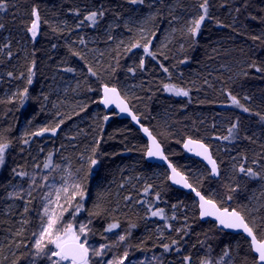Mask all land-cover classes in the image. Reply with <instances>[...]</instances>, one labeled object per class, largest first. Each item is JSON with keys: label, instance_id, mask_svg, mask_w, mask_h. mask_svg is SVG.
<instances>
[{"label": "trees", "instance_id": "16d2710c", "mask_svg": "<svg viewBox=\"0 0 264 264\" xmlns=\"http://www.w3.org/2000/svg\"><path fill=\"white\" fill-rule=\"evenodd\" d=\"M171 1L158 5L159 14L152 20L153 27H158L155 33L150 31L156 34L149 47L156 54L153 58L143 47L131 48L133 41L126 48L120 45L117 36L128 28L130 18L138 15L136 10L151 6L148 0L142 5L130 4L128 0H0L5 4L0 10L3 25L0 27V142L10 143L5 163L0 166L1 264H5L3 257H12L16 264L25 263L33 251V233L39 221L40 203L35 191L29 197L21 194L23 199L19 198L17 203L8 198L11 183L28 181L34 168H45L46 164L51 167L57 159L70 160L84 180L86 195L82 201L76 200V204H82L76 214L77 218L82 212L89 217L93 238L105 233L109 224L116 223L118 228H124L132 255L156 248L167 255L166 264H211L214 252L227 247L231 253L236 250L237 264H254L256 255L249 248L248 238L220 229L212 219H201L195 196L172 185L164 164L161 179H150L148 183L143 180L136 185L141 188L137 207L144 206L145 211L135 207L133 200L137 193L131 179L151 177L152 168L159 163L146 160L148 142L141 130L130 119L121 118L114 109L108 111L101 104L102 87L106 84L118 87L142 122L165 144L170 161L181 172H186L185 158L203 167L206 175L202 179L187 175L196 188L216 200L220 207L236 208L253 220L244 204L251 205L242 200L241 193L264 176V71L252 67L264 69V0H208L209 18L196 36L181 29L167 47H160L156 45L158 33L162 34L168 24L180 25L174 15L189 9L191 2H198L179 3L174 13ZM34 6L41 16L35 41L27 31ZM230 7L235 9L231 15ZM101 8L105 15L95 26L84 21L77 27L87 13ZM17 39L26 40L27 45L23 48ZM136 43L143 45L138 40ZM227 57L246 64L238 80L233 81L230 78L233 74L223 67ZM68 68L75 71H66ZM30 69L34 73L31 84L28 83ZM67 75L79 79L84 105L71 92L74 86L67 90L59 83V80L64 83ZM123 77L133 85L139 81L133 95L125 94ZM167 84L176 85L189 95L168 92L164 87ZM25 89L27 96L23 95ZM232 96L243 107L234 104ZM244 108L249 111L245 112ZM222 110L228 111L230 125L236 127L231 134L220 133L221 140L229 147L239 148L242 156L236 174L229 178L226 160L213 146L219 134L215 126L217 119L225 116ZM105 116L109 117L107 121ZM79 123L85 124L74 129ZM57 124L60 126L55 134L34 135ZM187 137L211 146L220 165L219 178L183 148ZM253 156L260 160V168L256 164L249 166L252 161L249 158ZM93 159L97 161L95 165L91 164ZM241 165L260 173V177L255 179L240 173ZM13 169L28 175L18 176ZM232 179L236 180L235 185L230 183ZM228 196L232 199L228 200ZM160 209L164 218L152 216L153 211ZM71 210L74 211V206ZM254 217H259L256 224L264 230V204ZM154 221L164 222L162 235L147 227ZM166 244L170 251H165ZM185 256L191 260L185 261Z\"/></svg>", "mask_w": 264, "mask_h": 264}, {"label": "rangeland", "instance_id": "374dc122", "mask_svg": "<svg viewBox=\"0 0 264 264\" xmlns=\"http://www.w3.org/2000/svg\"><path fill=\"white\" fill-rule=\"evenodd\" d=\"M148 1L151 6L148 9L136 10L138 15L136 17L132 16L130 18V21L128 22V25H127L128 28L125 27V30L120 32L119 35L116 34L120 38V45L123 44L125 48L132 41L134 44L137 40L141 42L143 45L150 41L149 47L151 46V43L153 42L156 34L154 35L150 31L152 30L155 33V31L158 30V27H155V28L153 27L155 23L154 24L152 23L154 16H157L159 14V10L157 7L158 5H161V4L166 5L171 0H148ZM201 1L202 0H198L197 3L190 1L192 5L191 7L187 6L189 7V9H185L186 11H184L181 14L174 15L177 18L176 20L179 21L181 24L179 25L176 23L175 26L168 24L166 29L162 32V34L158 33L159 36L157 37L158 41L156 45L160 47L161 45L165 46L170 42L171 39L175 40L176 38H174V35L176 36L177 33L181 29L186 31L187 34H190L188 29L192 26L191 21L198 18L199 15L202 14V9L200 8V5L202 4ZM183 2H185L186 4L189 3V2H186V0L185 1L184 0H172L170 4V8L172 9V11H174L177 9L178 4L183 3ZM234 10L235 9H233V7H230V11H228L230 12V15L233 14V12H235ZM232 20L236 22L235 17H233ZM120 29H124V28H120ZM134 34H137L138 36L136 39L134 38ZM19 36L22 37V33L19 34ZM17 41L22 42L23 48L27 45V41L24 39H19V40L17 39ZM92 44H95V43H92ZM92 44H90V46H92ZM93 50L97 52L96 49H93ZM97 55L98 54H96L95 57ZM245 65L246 64L243 60H239L237 62L227 57L226 61L223 64V67H225L228 73L233 74V76L231 75L230 78L233 79L234 81V80H238V77L245 71ZM218 70L220 71V68ZM78 80L79 79L77 77L75 78V77H71L67 75L65 82L63 83L61 80H59V83H61L62 86L65 87L67 90H69V88L74 86L71 92H73L75 96H78L80 98V105H84L85 98L82 92L80 93L81 86L79 85ZM122 80L124 81L123 83H125V87H124L125 94L133 95L134 89L138 86L139 81H135L134 83L136 85H133L129 83L125 79V77H123ZM222 112L225 113V116L219 117L217 119L215 126H217L218 128L217 130L219 134L217 133V135L215 136L216 139H215V142L213 143V146L215 147L217 151L219 150L221 152L220 154L221 157L223 155L224 159L226 160V167H227L226 172L229 178L231 174L233 173L236 174V169L242 161L241 159L242 156H241V152L239 148L233 147L231 145L229 147L228 145L224 143V141L221 140L220 133H225V132L227 133V131L229 132L230 129H233L232 125H230V121H229L230 116L228 115V111L222 110ZM84 124L85 123H79L77 126L74 127V129H78L80 126L83 127ZM249 159L252 160L250 162V165L248 164L249 166H253L254 164H256V168H260L259 163L261 162L259 159L255 158V156ZM184 162L186 163L185 173L187 175L190 174L192 177L200 178V179H202L206 175L205 170L202 169L203 167L199 166L197 163L195 164V162L191 161L189 158H185ZM157 165H158L157 167L152 168L151 177H144L142 180H136V178L131 179V185L133 187V191L137 193L135 194L133 204L135 205L136 208L141 209L142 211H145L144 206L137 207L139 205L137 196L141 188L139 187L137 188L136 185L140 184L143 180L145 183H148L150 179H154V180L161 179L162 172H163V167L161 165L163 164H157ZM167 174H168V171H167ZM78 175L79 174L77 173L76 169L73 167L70 160L57 159L52 164L51 167L34 168L29 173V176L27 179L28 181L16 180V182H12L10 186V191H9L10 194L8 198L9 200H14L15 202L18 203L21 194L24 193L26 197H29L28 192L31 191V195H32L35 191L36 199H38L40 203L39 208H38V214H39V221L37 224L38 227L36 228V231H35V233H38L40 224H41L40 218L43 214L42 209H43L44 204L47 203V201H44L42 197L45 196L47 193L51 192L52 196L49 197V200L55 201L56 192L58 190H61L62 188L67 187L69 188V195H70L72 191L71 186L77 183L82 185L84 189L85 187L84 180L81 177V175L80 176ZM257 178L259 177H256L255 179ZM33 180L35 181L34 184L32 183ZM230 183H232V185H235L236 180L232 179ZM212 191L214 192V190ZM214 193H216V191ZM241 194H242L241 195L242 200L243 201L245 200V202L247 201V204L251 205L249 207L244 204V206L246 207L248 213L253 217V220L257 222L260 219L259 217L255 218L254 216L257 214V211H259L260 208L263 207V204H264V176H263V179L261 178L255 181V183L252 184L251 186H248V190H243V193ZM60 196H61V199L59 203L64 204L67 211L63 213L61 223L60 225H58V227L65 226L67 224H72L75 227V230L79 232V227L81 225H86L87 226L86 238L88 241V246L92 249L103 248V253L101 256L91 257L93 264H112L113 261L118 262L120 259L123 258L125 252L128 253V258L124 260V264H166L167 255H165V252L158 250L156 248H154L152 251L141 252L139 254L132 255L130 245H128V242H127L124 228L123 229L115 228V229H112V231H106L105 233L99 234L98 237L93 238L92 235H90V230H91L90 219L86 215V213L82 212L80 217L77 218V214L71 210L73 206H75L77 202L76 200L79 197H77L76 200L72 202V207H69L67 204H65L63 191H60ZM52 208H55L54 204L50 205V210ZM55 211L59 213L60 209L55 208ZM147 227L151 230L154 228L156 233H158L159 235H162L165 230L164 222L160 223V222L154 221L152 223H148ZM120 236H125V240L120 241L119 239ZM33 238H34L33 251L27 258V260H25L24 264H51V261H49L47 257L42 258L36 255V249L34 248V243H35V240L38 238V236H33ZM84 239H85V234H81V241H83ZM237 244H238V241H236V245ZM52 247L53 246L49 245V248H52ZM224 250L225 248H223L222 250L218 252H214L215 254L213 256V260L211 264H237L236 263V255H237L236 250L234 253L229 252L228 256H224ZM2 262H4L5 264H16L15 259H13L12 257L10 259H5L3 257Z\"/></svg>", "mask_w": 264, "mask_h": 264}, {"label": "snow or ice", "instance_id": "6c2138e0", "mask_svg": "<svg viewBox=\"0 0 264 264\" xmlns=\"http://www.w3.org/2000/svg\"><path fill=\"white\" fill-rule=\"evenodd\" d=\"M128 3L130 4H144L145 0H128ZM5 8L4 3H0V10H3ZM200 8L202 9V14L199 15L198 18L191 21V27L188 29V31L192 34V36H196L201 28V25L204 23V21L209 18L208 12H209V6H208V0H203V3L200 5ZM76 14L79 15V10H76ZM31 15L33 17L30 25L27 28V31L31 35V39L35 41L39 34L40 24H41V16L38 7L34 6L32 8ZM105 15V11L101 8L99 10L90 11L84 16V20L80 22V24L77 25V27H80L81 24L84 23V21H88L91 23L92 26H95L99 19H102ZM47 23V21H45ZM0 27H3L2 24H0ZM56 29H53L55 31ZM256 37H254L255 39ZM80 43L83 44L84 41L80 40ZM150 41L144 45H140L138 43L131 45V48L135 47H143V51L147 54L155 58V53L151 52L149 49ZM131 48L127 49L128 51L131 50ZM74 55L79 56V53H74ZM83 59V57H80ZM35 67V61H33V68ZM140 67L143 68V60L140 62ZM252 67L256 68V71H264V69H260L256 67L255 65H252ZM66 71L72 72L75 71L72 68L66 69ZM91 71V69H89ZM164 71L167 72L168 69L164 68ZM34 73L32 70H29V78L28 83H32L31 76ZM9 76L12 75V73L8 74ZM92 75H96L95 72H92ZM165 89L168 92H172L177 96L183 95L188 96V91H185L182 88H177L176 85L167 84L164 86ZM24 96H27V89L23 92ZM232 102L236 105H239V101L235 96L231 97ZM102 103L106 106L115 104L117 108H119L120 112H127L129 115H131L132 119L136 121L139 124V117L134 115L131 110L129 109L127 103L125 100L120 96V93L115 87L109 88L108 85L103 86V100ZM243 107L242 105H239ZM245 112H248L249 109L244 108ZM259 115V113H257ZM109 119L108 116L104 117V120L107 121ZM264 119V117H262ZM62 123V122H61ZM59 124H57L56 127L53 128H43L39 132L34 133V135H43L45 132H51L52 134H55L57 129L59 128ZM236 125H233V128H235ZM141 128L144 133L148 135V137L151 140V146L147 150V156L148 157H159L161 160L167 161L168 157L164 155V152L161 148L160 143L157 141L156 137L152 135V133L149 131L148 128L143 127L141 125ZM230 134L232 132V129L229 130ZM229 137H224V139H228ZM24 143L27 144L28 140H24ZM10 147V143H4L0 142V166H3L5 163V154ZM184 147L188 149V151L192 152L195 151V154L197 156H202L204 160L207 161L209 165H211V173L213 175H219L218 171V165L217 161L213 159L209 147L205 145L204 143L200 141H195L192 139H189L187 143L184 144ZM97 161L93 159L91 161L92 165H95ZM45 167H48L46 164ZM168 167L171 168L172 175L170 179L174 181L176 184H182L183 187L191 189L196 197L199 198V209H200V217H214L216 221H218V225L221 226L223 229H232V230H238L242 232L243 234H246L247 238H249V248L251 252H253L256 255V259L254 261V264H264V230L260 229V226L256 224V222L246 214H243L241 211H237L235 208H233L231 211H229L228 208L221 209L218 207L216 200L212 198L205 197L201 194L200 191H197L196 188L192 186L188 182V178L184 176L182 173H180L174 166H172L171 163L168 164ZM14 173L18 176L24 177L28 174L26 172H16L15 169H13ZM240 173H246L251 178L260 177V173L254 171L252 168L245 169L243 165L239 167ZM32 183L34 184L35 181L33 180ZM151 186H149L150 188ZM72 191L69 195V188L65 187L61 190H58L56 192V200L51 201L49 200V197L52 196V193L49 192L45 196L42 197L44 201H47L46 204H44L42 209V216H41V224L38 233H33L34 236H38V238L35 240L34 248L36 249V255L40 257H47L49 261H51V264H93L91 257L92 256H101L103 253V248L100 249H92L88 246V241L86 238V225H81L79 227V232L75 230V227L72 224H67L65 226L58 227L60 225L63 213L67 211L64 204H60L59 201L61 199L60 191H63L64 193V200L65 204H67L69 207H72V202L76 200L77 197L80 198L82 201L85 198V191L83 189V186L80 184H73L71 186ZM149 189L146 188L145 192H147ZM236 189H232V191H235ZM28 195L31 196V191L28 192ZM23 199V197H20ZM157 199H159V194H157ZM228 200H231L232 197L228 196ZM54 204L55 208H59L60 212L57 213L55 211V208H52L50 210V205ZM82 209V204L77 203L74 206V212L78 213ZM28 211V208L25 207V212ZM152 216H159L161 218L163 217V210H157L153 211ZM174 218V217H173ZM27 223V221H25ZM119 224L113 223L109 224L106 231H112V229L118 228ZM134 227V225H133ZM171 227V225H169ZM259 230V235L257 234ZM179 231V230H178ZM81 234H85V239L81 241ZM120 241L125 240V236L119 237ZM178 241H173V244H177ZM49 245L53 246L52 248H49ZM165 251H170L169 245L163 246ZM47 250V251H46ZM176 251H180L179 248L176 249ZM229 255V250L227 247H225L224 250V256ZM55 258V259H53ZM128 258V253L125 252L122 259H120L118 262L113 261L112 264H124V260ZM155 259V257H154ZM185 261H190V256L184 257Z\"/></svg>", "mask_w": 264, "mask_h": 264}, {"label": "water", "instance_id": "95a60500", "mask_svg": "<svg viewBox=\"0 0 264 264\" xmlns=\"http://www.w3.org/2000/svg\"><path fill=\"white\" fill-rule=\"evenodd\" d=\"M106 85H108V84H106ZM108 87H109V88H111V87H115V88L118 90V92L120 93V96L125 100V102L127 103L129 109L131 110V112H132L134 115H136V116L139 117V124H138L136 121H134V120L132 119L131 115H129L127 112H120L119 108H117L115 104L106 106V105H104V104L102 103V100H103V87H102V90H101V104H102V106L105 107L108 111H112V109L116 110V112L120 115L121 118H128V119H130L131 122H132V124H133L135 127H137L138 129L141 130L142 136H143V138H144L145 140H147V142H148V148H149V147L151 146V140H150V138L148 137V135H147L146 133L143 132V130H142V128H141V125H143V127H145V128H148L149 131L152 133V135L155 136L156 139H157V141L160 143L161 148H162V150H163V152H164V155L168 157V154H167V151H165V147H164L163 142H162L161 140H159V138L155 135V133L153 132V130H152L151 128H149L148 125L146 126V125L142 122V118H141V117L137 114V112L132 108V106L130 105V102H129L128 98H127L125 95L122 94L121 90H120L118 87H116V86H114V85H111V86L108 85ZM189 139H192V140H195V141H200V142L204 143L205 145H207V146L209 147V151H210V153H211L213 159L216 160V158L214 157L213 149H211V146H210L207 142H204L203 140H200V139H197V138H190V137H187V138L183 141V148H184V149H185V150H186V151H187V152H188L193 158H197V159H199L200 161H202V162H203V163H204V164L210 169V171H211V165H209V164L207 163V161L204 160V158H203L202 156H197V155L195 154V151L190 152V151H188V149H186V148L184 147V144L187 143ZM148 148H147V150H148ZM147 150H146V155H145V156H146V160H147L148 162L150 161V162H152V163L164 164V165L166 166L167 170H168V174H169L170 177H171V175H172V172H171V168L168 167V164L171 163L172 166H174V167H175L180 173H182L184 176H186V177L188 178L187 174L181 172V171L176 167V165L174 164V162H171V161H170L169 157H168V160H167V161L161 160L159 157H148V156H147ZM216 161H217V165H218L219 175H213V176L216 177V178H219V177L221 176V169H220V165H219L218 160H216ZM170 181H171L172 185H175L177 188L182 189V190H184V191H187V192H189V193H192L193 196H195V198H196L197 201H198V208H199V198L196 197L195 193H194L191 189L183 187L182 184H176V183H174V181H173L172 179H170ZM188 182H189L190 184H192L189 178H188ZM192 186H193L194 188H196L193 184H192ZM196 190H197V191H200L198 188H196ZM200 192H201L202 195H204V193H203L202 191H200ZM204 196H205V195H204ZM205 197H207V196H205ZM209 198H210V197H209ZM217 205H218V207H220V205H219L218 203H217ZM220 208L223 209V208H228V207H222V206H221ZM228 209H229V211H231L233 208H232V209L228 208ZM235 209H236V208H235ZM236 210H237V209H236ZM237 211H239V210H237ZM199 213H200V209H199ZM201 219H203V220H210V219H212V220H214V221L217 223V225H218V221H216V219H215L214 217H204V218H201ZM218 227H219L220 229L222 228V227L219 226V225H218ZM222 229H223V228H222ZM223 230H226V231H228V232H230V233H232V234H233V233H234V234H242L243 236L247 237L246 234H243L242 232H240V231H238V230H232V229H223ZM248 240H249V238H248ZM0 264H1V263H0Z\"/></svg>", "mask_w": 264, "mask_h": 264}]
</instances>
